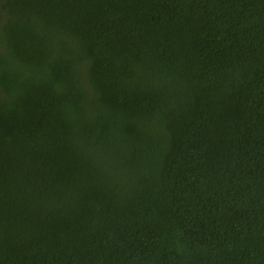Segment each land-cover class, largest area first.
<instances>
[{
	"label": "trees",
	"instance_id": "obj_1",
	"mask_svg": "<svg viewBox=\"0 0 264 264\" xmlns=\"http://www.w3.org/2000/svg\"><path fill=\"white\" fill-rule=\"evenodd\" d=\"M0 264H264V0H0Z\"/></svg>",
	"mask_w": 264,
	"mask_h": 264
}]
</instances>
